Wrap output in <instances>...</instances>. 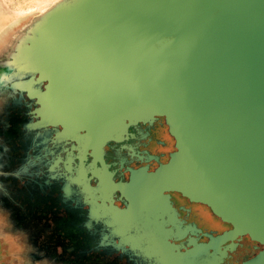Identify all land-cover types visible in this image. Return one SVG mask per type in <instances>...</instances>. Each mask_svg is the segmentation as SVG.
Here are the masks:
<instances>
[{
	"label": "water",
	"instance_id": "95a60500",
	"mask_svg": "<svg viewBox=\"0 0 264 264\" xmlns=\"http://www.w3.org/2000/svg\"><path fill=\"white\" fill-rule=\"evenodd\" d=\"M56 4L18 37L46 102L100 109L116 130L165 115L178 148L148 182L255 237L243 264H264V0Z\"/></svg>",
	"mask_w": 264,
	"mask_h": 264
},
{
	"label": "flooded vegetation",
	"instance_id": "af4514ba",
	"mask_svg": "<svg viewBox=\"0 0 264 264\" xmlns=\"http://www.w3.org/2000/svg\"><path fill=\"white\" fill-rule=\"evenodd\" d=\"M6 60L0 210L24 233L34 264H243L262 250L208 204L148 182L178 148L165 115L116 130L100 109L61 94L46 102L49 81L21 75L20 62L4 74Z\"/></svg>",
	"mask_w": 264,
	"mask_h": 264
},
{
	"label": "rangeland",
	"instance_id": "374dc122",
	"mask_svg": "<svg viewBox=\"0 0 264 264\" xmlns=\"http://www.w3.org/2000/svg\"><path fill=\"white\" fill-rule=\"evenodd\" d=\"M55 0H0V58H7L4 64L7 71L19 62L23 73L33 74L32 66L25 65L22 61L24 56L20 55V46L22 39L18 37L25 30L32 19L38 16L42 11L48 9ZM10 59V60H9ZM18 71V70H17ZM12 73L9 74L11 77ZM37 77V76H36ZM25 84V83H23Z\"/></svg>",
	"mask_w": 264,
	"mask_h": 264
},
{
	"label": "clouds",
	"instance_id": "9594fccd",
	"mask_svg": "<svg viewBox=\"0 0 264 264\" xmlns=\"http://www.w3.org/2000/svg\"><path fill=\"white\" fill-rule=\"evenodd\" d=\"M31 251L21 231H13L8 214L0 210V264H34L28 257ZM36 264H47L41 261Z\"/></svg>",
	"mask_w": 264,
	"mask_h": 264
},
{
	"label": "bare ground",
	"instance_id": "6f19581e",
	"mask_svg": "<svg viewBox=\"0 0 264 264\" xmlns=\"http://www.w3.org/2000/svg\"><path fill=\"white\" fill-rule=\"evenodd\" d=\"M58 1V2H57ZM80 0H55L54 3L56 2L57 4L56 5H61L63 7H69V6H73L75 5L76 3H78ZM53 3V4H54ZM44 11H42L41 13H43Z\"/></svg>",
	"mask_w": 264,
	"mask_h": 264
}]
</instances>
